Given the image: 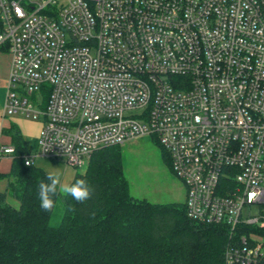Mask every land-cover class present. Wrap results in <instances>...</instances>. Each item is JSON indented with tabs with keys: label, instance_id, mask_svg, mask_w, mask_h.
<instances>
[{
	"label": "built area",
	"instance_id": "obj_1",
	"mask_svg": "<svg viewBox=\"0 0 264 264\" xmlns=\"http://www.w3.org/2000/svg\"><path fill=\"white\" fill-rule=\"evenodd\" d=\"M0 50L41 154L83 168L152 136L225 264H264V0H0Z\"/></svg>",
	"mask_w": 264,
	"mask_h": 264
},
{
	"label": "trees",
	"instance_id": "obj_2",
	"mask_svg": "<svg viewBox=\"0 0 264 264\" xmlns=\"http://www.w3.org/2000/svg\"><path fill=\"white\" fill-rule=\"evenodd\" d=\"M48 97L47 90L45 104ZM10 134L13 167L0 176L8 182L0 191V264H225L227 227L192 220L185 202L134 198L119 145L96 151L85 172L75 176L72 183L88 182L91 198L78 203L61 195L51 212L44 211L37 186L48 182V174L25 164V142L16 130Z\"/></svg>",
	"mask_w": 264,
	"mask_h": 264
},
{
	"label": "rangeland",
	"instance_id": "obj_3",
	"mask_svg": "<svg viewBox=\"0 0 264 264\" xmlns=\"http://www.w3.org/2000/svg\"><path fill=\"white\" fill-rule=\"evenodd\" d=\"M159 144L156 138L149 136L121 146L129 192L134 198L155 204L185 202L186 189L171 171ZM74 169L77 173H84L86 167ZM8 203L19 207V202L10 197Z\"/></svg>",
	"mask_w": 264,
	"mask_h": 264
},
{
	"label": "crops",
	"instance_id": "obj_4",
	"mask_svg": "<svg viewBox=\"0 0 264 264\" xmlns=\"http://www.w3.org/2000/svg\"><path fill=\"white\" fill-rule=\"evenodd\" d=\"M12 58L4 50H0V176L8 175L13 167V154H4L1 147H13L11 130H16L25 142L26 158L35 165L50 173L60 175L62 184H71L77 175L64 156L43 155L39 150V138L43 127L41 119H33L22 113L7 115L4 106L7 94V84L11 70ZM7 179L0 177V191L7 187Z\"/></svg>",
	"mask_w": 264,
	"mask_h": 264
},
{
	"label": "clouds",
	"instance_id": "obj_5",
	"mask_svg": "<svg viewBox=\"0 0 264 264\" xmlns=\"http://www.w3.org/2000/svg\"><path fill=\"white\" fill-rule=\"evenodd\" d=\"M32 160L26 161L31 166ZM48 182L41 181L38 186V200L40 207L51 212L56 207V197L64 195L70 196L78 203H83L91 198L93 189L85 179H78L72 184H62L60 175L50 173Z\"/></svg>",
	"mask_w": 264,
	"mask_h": 264
}]
</instances>
